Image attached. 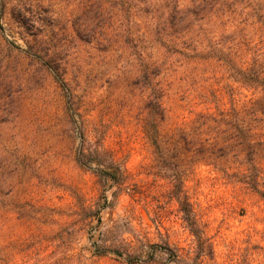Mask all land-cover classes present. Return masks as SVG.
Listing matches in <instances>:
<instances>
[{
    "label": "rangeland",
    "instance_id": "1",
    "mask_svg": "<svg viewBox=\"0 0 264 264\" xmlns=\"http://www.w3.org/2000/svg\"><path fill=\"white\" fill-rule=\"evenodd\" d=\"M140 2L147 6L137 9V12L145 18V23L151 24V36H163L167 47L161 43L157 48L153 40L140 32L139 26L131 23L130 15L134 5L129 0V16L126 17L129 26L126 32L131 34L134 30L137 35L133 38L139 40L140 44H130L127 35L121 41L120 34H116L102 41L106 45L104 50L117 51L121 57L127 53L134 59L136 52L143 56L152 54L153 58L166 54L172 59L169 67L176 74V82L186 85L177 101L181 105L185 101L192 105L187 110L178 108V123L186 132L200 138L206 148L195 155L193 163L190 162L189 154L183 160L181 166L185 169L186 180L180 198L187 201L189 208L196 214L199 225L207 226L205 233L207 237H212L215 244L217 264H264V200L250 190L247 184L238 181L243 180L242 173L245 172L244 154L237 146L225 147L220 142L212 144V139L197 129L199 124L196 122L199 114L217 113L215 100L221 101V107L230 108L234 104L240 110L257 96L232 81L216 64L203 62L194 70L181 65V55L175 52L180 47L175 42H183L182 46L190 48L187 50L189 54L191 49L204 51V38L209 32L194 30L190 36L179 41V35L172 27H164L171 1L163 0L167 14L160 11L154 0ZM187 2L189 0H181V4ZM25 12H29L27 0H6L4 7H0V33L7 31L8 35H12L20 26L27 24L29 18L24 15ZM210 25L204 24L213 31V35L219 37L220 26ZM83 26L87 29L88 23ZM200 41L204 42L199 43ZM160 48L164 49L163 53ZM42 51L48 56V60L44 62L45 70L55 72L59 68L55 63L59 59L55 45ZM83 55L87 57L88 54L84 52ZM35 59L39 63L41 57L37 55ZM36 77L34 83L37 85L45 79L41 73H36ZM0 84H3V88H0V150L7 151L10 156H17L19 161L17 168H6L5 157L0 156V256H15L18 263L22 262L20 256H51L49 243L45 238L52 235L57 226L36 222L31 216L41 208L66 211L74 208V194L86 198L97 211L90 225L74 240V256H95V244L90 243L89 231L102 234L107 226L115 223L119 229L110 234L109 239L114 240L115 234L121 233L126 227L125 219L128 215L134 217L132 226L142 227L148 232L150 246L158 244L163 238L170 247L177 249L178 256H189L191 252L194 259L206 252V243L200 246L186 227L183 213L168 186L166 177L169 173L165 171L166 167L147 142L142 130L140 133L129 134L122 123L114 122L103 109L84 108V116L91 117L88 120L89 128L98 127L107 132L105 144L116 151L136 182L135 192L126 190L114 196L115 186L107 188L105 185L103 190L97 177L78 167L74 157L70 159L60 156L50 146L51 155L36 166V156L30 155L32 145L26 142L12 143L17 133L10 127L11 114H4L5 93L11 82L0 81ZM57 135L58 132L53 130L44 142L50 141L51 145H55ZM89 138L95 140L91 135ZM21 139L26 141V137ZM255 160L259 170L264 173V152H258ZM225 168L235 175L233 179L220 177V170ZM173 174H176L175 171ZM260 186L264 190V183L260 182ZM108 192L110 199L105 195ZM99 200L104 202L97 207ZM55 218H58L60 224L67 220L65 216L57 215ZM109 240L107 245L111 244ZM106 256L102 259L95 257L96 264H119L118 261H122L119 257L121 255L108 253Z\"/></svg>",
    "mask_w": 264,
    "mask_h": 264
},
{
    "label": "clouds",
    "instance_id": "2",
    "mask_svg": "<svg viewBox=\"0 0 264 264\" xmlns=\"http://www.w3.org/2000/svg\"><path fill=\"white\" fill-rule=\"evenodd\" d=\"M154 2L167 14L163 0ZM5 3L6 0H0V7ZM131 3L134 5L131 23L139 26L140 32L153 40L157 48L161 43L167 47L163 36H151V24L145 23V18L137 12L147 5L140 0H131ZM27 7L29 12L24 13L29 18L27 24L12 35L7 31L0 33V81L11 82L5 93L4 114H11L10 127L17 133L12 143L32 145L30 155L36 156V166L51 155V146L58 155L81 161L85 169L95 168L92 163L95 157L88 147L91 140L86 136L85 127L91 117L84 116V108L103 109L114 122L122 123L129 134L140 133L141 128L153 140L166 132L185 134L186 130L177 120L178 108L187 110L192 105L187 101L181 105L177 101L186 85L176 82V74L169 67L172 59L163 54L153 62L142 57L140 52L134 59L127 53L121 57L117 51L104 50L106 45L102 41L116 34H120L121 41L127 35L130 44H140L133 38L137 35L134 30L131 34L126 32L129 0H27ZM86 22L87 29L83 26ZM53 45L59 56L55 61L59 68L55 72L45 70L48 56L42 51ZM160 52L164 49L160 48ZM37 55L41 57L39 63L35 59ZM36 73L45 77L39 85L34 83ZM53 130L58 132L55 145L50 141L45 143ZM22 137H26V141H22ZM0 156L5 157L6 168H17V156H10L3 150ZM243 178L253 180L251 174ZM256 179L264 183V173ZM105 195L110 199V192ZM103 202L99 200L97 207ZM82 210L88 215L86 205H82ZM88 235L90 243L99 251L117 250L105 244L108 237L91 230ZM128 238L127 233L115 234L117 242ZM173 252L162 238L158 244L144 246L131 256L122 253V258L131 259L135 264H155L163 256L167 264H174L170 255ZM191 255L189 252L185 259L190 260Z\"/></svg>",
    "mask_w": 264,
    "mask_h": 264
},
{
    "label": "trees",
    "instance_id": "3",
    "mask_svg": "<svg viewBox=\"0 0 264 264\" xmlns=\"http://www.w3.org/2000/svg\"><path fill=\"white\" fill-rule=\"evenodd\" d=\"M170 1L171 9L168 11L164 27H172L179 35V41L190 36L194 30L209 32L204 38L206 41L203 44L204 51L191 49L192 52L189 54L187 50L190 48L182 46L183 42H175L180 47L175 52L181 55V65L194 70L203 62L216 64V67L232 81L251 91L253 96H257L249 100L248 105H244L240 110L236 109L234 104H231L230 108L221 107L223 106L221 101L215 100L217 113L199 114L196 122L199 124L197 129L207 134L212 139V144L220 142L225 147L239 148L244 154L245 172L242 175L244 177L246 174H251L253 180L250 182L243 178L238 181L247 184L250 190L264 200V190L260 186V181L256 179L262 172L255 160L258 152H264V0H189L186 4H181V0ZM204 24H211L212 27L215 24L220 26L219 37L213 35V31ZM140 54L154 62L152 54L145 56ZM85 127L86 136L91 135L95 139L94 141L90 139L88 145L90 153L95 157L92 161L95 168L85 169L81 161L74 157L77 166L94 174L103 190L105 185L107 188L115 186L114 196L126 190L135 192L136 182L127 172L124 161L117 156L115 150L105 144L107 132L98 127L89 128L88 122ZM141 130L143 132V128ZM143 134L166 167L165 171L169 173L166 177L168 186L183 213L186 227L200 246L206 243L205 253L186 260L185 257L188 256H178L177 249L170 247L166 242L169 248L174 249V252L170 253L174 264H217L215 244L212 237H207L205 233L207 226L199 225L196 214L189 208L187 201L180 198L186 180L185 169L181 164L187 154L190 155V162L193 163L195 155L205 151L201 139L186 131L184 135L175 131L166 132L156 140L146 133ZM173 171L176 174H173ZM220 171L222 179H233L235 176L230 174L227 168ZM74 198L75 207L70 210L41 208L31 216L36 222L57 226L52 235L45 238L49 243L51 256H20L21 263L16 261L15 256H0V264H96L95 257L106 258L108 253L121 255L119 257L122 261H118L119 264H135L131 259H123L122 253L131 256L144 246L151 245L148 232L142 227L132 226L134 217L128 215L125 219L126 227L121 232L127 233L129 238L119 242L114 239L108 245L117 250L101 252L95 246V256H74L72 253L74 240L90 225L93 216L97 214L86 198L80 194H74ZM82 205L89 208L88 215L83 213ZM57 215L65 216L67 220L60 224L58 218H55ZM117 229L119 228L115 223L105 228L101 234L108 237L105 244L110 239V234ZM155 264H167V262L161 256Z\"/></svg>",
    "mask_w": 264,
    "mask_h": 264
}]
</instances>
